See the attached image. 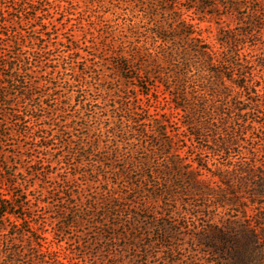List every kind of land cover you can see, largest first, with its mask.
Listing matches in <instances>:
<instances>
[{
	"label": "rangeland",
	"instance_id": "1",
	"mask_svg": "<svg viewBox=\"0 0 264 264\" xmlns=\"http://www.w3.org/2000/svg\"><path fill=\"white\" fill-rule=\"evenodd\" d=\"M61 1L65 2L63 9L53 10L43 3H34L21 12L23 8L19 0H0V35L2 38L6 35L0 41L1 52L13 57L9 45L15 40L14 32L20 39L37 36L42 31L46 33L39 44L48 46L50 62L42 63L44 76L37 79L32 75L33 80L41 84L36 93L47 90L43 81L49 79L53 84L60 83L64 87L61 78L65 77L56 72L65 65L68 68L66 78L73 76L70 67L74 71L81 69L85 60L92 67V75L110 69L106 61L110 63L111 59L105 56L101 62L97 58H101L103 52L98 35L101 27H110L115 20L108 16L107 9L116 2ZM218 3L217 13L221 14V18L214 23H210L208 17L203 19L193 13H184L182 18L193 25L203 38L204 45L222 52L223 58L226 57V49L232 47L231 52L228 51L231 53L228 55L230 60L242 65L243 74L248 76L251 90L240 93V99L236 100L239 108L244 110L242 116L238 120L230 117L227 126L228 133L237 139L236 144L227 152L214 153L208 148L209 143L192 140L191 129L183 128L186 119L173 109L171 96L159 84L152 92L157 99H143L138 108L155 116L153 119L168 123L172 149L187 171L194 168L198 171L197 163L200 161V165H205L209 171L234 170L236 179L232 190L227 191L225 186H220L217 197L211 198L191 193L184 185L173 190V196H163L157 191L155 197H149L147 191L152 193V190L145 189L143 193L136 194L118 182V186V183L113 185L122 197L116 202V208L110 210L109 206L102 207L97 201L104 195V189L112 190V185H104L101 175L84 177L83 173L98 167L97 159H100L102 151H108L111 146L102 142L103 150L90 153L86 166L78 169L70 165L71 155L62 146L66 138L76 146L81 142L89 145L97 138L96 133L79 128V125L85 124L79 117H94L93 109L83 114L78 109L82 99L71 98L64 113L54 115L53 120L42 118L33 122L23 118L24 124L12 127L13 118L9 115L17 108L1 105L0 121L8 129L4 132L7 136L0 140V149L6 153L5 160L10 169L5 172L0 167V188L3 195H9L5 198L12 200L14 207L4 218H0V264H8L10 260L13 264H264V196L254 195L261 189V174H264V144L260 141L261 137L264 138V0H237L241 8L236 12L226 7L225 0ZM41 8L50 11L42 13ZM64 9L71 12L70 17L61 13H65ZM35 12L38 13L37 22L32 20ZM43 19L49 23L38 28L36 25ZM250 23L255 25L250 26ZM222 31L230 33V42L223 43L225 37ZM62 43L67 46L72 44L76 49L73 56L65 59V65L58 59ZM24 51L32 69H37L34 66L39 56ZM169 71L168 67L164 72ZM120 84L124 85L121 80L115 82L117 88ZM79 89L74 84L71 90ZM229 89L233 93L231 96H235L237 90ZM196 91L201 94L200 89L196 88ZM134 93L130 87L118 97H132ZM58 95L63 97L64 92L60 91ZM98 95L96 93L95 98ZM229 101L234 104V101ZM127 102L128 99L121 98L119 103L127 106ZM58 104L54 96L46 102L50 108H57ZM18 109L24 113L22 108ZM49 111V108L45 112L41 110L37 115L43 116ZM72 116L78 120L73 121L64 137H60L55 129L43 128L55 121L61 122L63 130L65 120ZM145 118L144 114L136 118L138 126L135 129L139 132L152 127ZM26 125H34L32 133H25ZM88 125L95 127L96 124L91 120ZM44 141L48 144L47 151L40 147ZM155 144V137L150 133L139 140V145L147 153L154 151ZM84 151L82 154L90 152ZM78 158L75 161L79 162ZM165 159L163 155L154 156L151 169L160 172ZM241 169L249 175L245 177L239 173ZM207 173L200 170L198 176L206 178ZM9 174L12 175L9 180L15 183L14 188H7ZM1 178H4L3 181ZM86 179L96 182L88 184ZM229 192L230 195H227ZM249 238H255L256 243L251 244ZM31 249L32 253H39L38 261L31 259Z\"/></svg>",
	"mask_w": 264,
	"mask_h": 264
},
{
	"label": "trees",
	"instance_id": "2",
	"mask_svg": "<svg viewBox=\"0 0 264 264\" xmlns=\"http://www.w3.org/2000/svg\"><path fill=\"white\" fill-rule=\"evenodd\" d=\"M19 1L23 8L21 12L28 10L27 7L34 3L36 5L43 3L44 6L52 7L53 10L63 9L62 4L65 3L61 0ZM111 1L116 2V5L107 9V14L115 20L112 21L110 27L108 25L106 28L101 27V33L98 35L101 39L100 47L103 50L102 57H97L98 60L102 62V58L105 56L111 59L110 63L106 61L107 66L110 67L106 72L101 71L100 74L97 72L96 76L92 75V67L85 60L81 69L74 71L73 67H70L73 76L66 78L68 68L65 65V59L73 56L76 49L72 47V44L67 46L62 43L60 46L63 49L59 52L58 59L65 66L61 67L62 69L59 68L56 73L65 77L61 78V84L64 87L60 83L59 85L53 84L49 79V81H43L47 90L36 93L41 84L35 82L32 75H35L37 79L44 76L41 70L42 63L44 61L50 62L48 46L39 44L46 33L42 31L37 36L20 39L16 37L17 33L14 32L15 40L9 45V52L13 55L11 58L1 52L2 49L0 48V106L6 105L10 108H17V110L13 109L9 115L13 118L12 127L19 126L21 123L24 124L23 118L32 119L33 122L42 118L53 120L54 115L58 116L64 113L71 98L82 99L78 103V109L83 114H86L89 109H93L92 112L95 116L81 115L80 121L85 122V124L79 125V128L93 132V134L96 133L97 138L89 145L81 142L77 146L71 139L66 138L62 141V146L68 149L67 153L71 155L70 165L74 169L85 167L86 158L90 157V153L102 151V142L107 144L106 146H111L108 151H102L100 159H97L98 167H93L91 171L83 173L84 177L89 174L101 175L104 185H112V190L104 189V195L97 201L102 207L109 206L110 210L116 208V202L122 197L120 191L116 190L113 185V183L118 182L136 194L143 193L145 189L152 190V193L147 191L149 197H155L157 191L163 196H173L172 191L181 189L184 185L188 187V191L191 193L211 198L217 197L219 190L217 188L220 186H225L227 191H231L232 183L236 179L234 170L224 172L215 169L209 171L205 165H200V161L197 163L198 171L206 170L208 172L206 178L198 176V171L195 168L187 171L185 167H182L181 159L172 149L173 141L172 135L169 136L168 123L158 118L153 119L155 116H151L149 112L145 113L142 108H138L139 105L143 104V99L148 101L157 99L152 92L159 84L171 96L173 109L186 119L187 122L186 124L183 123V128L191 129L190 137L192 140H203L209 143L208 148L214 153L227 152L236 144L237 139L228 133L227 126L230 117L232 120H238L242 116L241 113L244 110L239 108L236 100L240 99V93L251 90L248 87V76L243 74L242 65L230 60L228 55L231 54L232 47L226 49L227 53L224 52L226 57L223 58L222 52L218 53V51L204 45L203 38L195 31L193 25L182 18L184 13H193L203 19L208 17L210 23H214L215 20L221 18V14L217 13L219 0ZM225 1H227L226 7L231 12H236L241 8L237 0ZM100 2L101 0H91L92 4H100ZM181 4H184L182 8ZM70 7L72 8L71 4ZM42 9L40 10L42 11ZM64 10L65 13L63 11L61 13L70 17L71 12H67V9ZM48 11L43 9L42 13ZM37 14L35 12L32 15L34 22L38 21ZM225 16L227 17V15ZM98 21L103 24L101 20ZM48 23L43 19L36 26L42 28ZM254 25V23H250V26ZM116 27L117 29H115ZM222 32L225 37L223 43L230 42L232 38L228 37L229 32ZM3 38L0 35V41ZM24 50H28L29 54L39 56L37 65L34 66L37 69H32L28 55ZM64 53L67 55L63 56ZM45 55L47 56L43 60ZM168 67L169 73L164 72ZM1 71L7 74H2ZM117 80H121L124 85L120 84V87L117 88L115 86ZM227 83L233 86H229ZM74 84L79 86L80 91L71 90ZM130 87L135 93L132 97L128 95L121 97L129 100L127 106L121 105L119 103L121 98L118 97V94L120 95L122 92L124 94L125 90ZM231 87L237 90L235 96H231L233 95L229 89ZM196 88L200 89L201 94H197ZM60 91L64 92L63 97L58 95ZM96 93L99 94L97 98L94 96ZM52 96L59 101L57 108H50L46 105L47 100ZM229 99L234 101V104ZM18 108H22L24 113ZM48 108L50 109L49 113H44L43 116L37 115L41 110L45 112ZM143 114L146 116L144 120L151 123L152 127L149 130L147 127V130L139 132L135 129V126H138L136 118ZM74 120L78 119L74 116L66 119L63 130H61V122L56 123L55 121L43 128L44 130L55 129L60 137H64L65 133L69 132L70 125ZM91 120L95 122V127L88 125ZM33 128L34 125H26L25 133H32ZM6 129L8 126L0 121V140L7 136L4 133ZM148 133L152 134L156 140L152 153H147L139 145L140 138L145 137ZM260 141L264 144L263 137L260 138ZM151 143H153L152 140ZM40 147L47 151L48 144L44 141V145ZM84 150L90 152L82 154L85 152ZM156 155L166 157L164 167L158 173L151 169L152 159ZM76 158L80 161H75ZM5 159L6 153L0 149V167L6 172L10 166ZM239 173L245 177L249 175L244 169H241ZM261 176L263 180L261 189L258 194H254L257 197L264 196V174ZM11 177L12 175L9 174L7 180ZM1 179L3 181L4 178ZM86 181L88 184L96 182L94 179H86ZM8 182L7 188H14L15 183L12 180ZM226 194L230 195V192ZM7 196L9 195H3V189L0 188V218H4L11 207H14L13 201L5 198ZM249 242L255 244L256 239L249 238ZM35 258L37 261L40 259L39 253H32L31 249V259L34 260ZM8 264H13V261L10 260Z\"/></svg>",
	"mask_w": 264,
	"mask_h": 264
}]
</instances>
